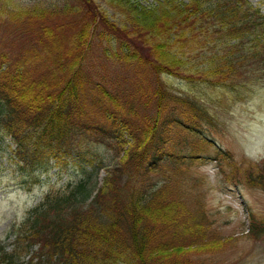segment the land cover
Instances as JSON below:
<instances>
[{
  "label": "trees",
  "instance_id": "obj_1",
  "mask_svg": "<svg viewBox=\"0 0 264 264\" xmlns=\"http://www.w3.org/2000/svg\"><path fill=\"white\" fill-rule=\"evenodd\" d=\"M261 73L264 12L250 0H0V140L14 141L5 161L28 177L73 152L95 174L49 185L11 223L0 264H224L239 237L260 239L249 206L241 236L212 230L211 182L192 167L212 159L226 189L264 191V155L237 174L205 131L203 101L172 79L223 88Z\"/></svg>",
  "mask_w": 264,
  "mask_h": 264
},
{
  "label": "rangeland",
  "instance_id": "obj_2",
  "mask_svg": "<svg viewBox=\"0 0 264 264\" xmlns=\"http://www.w3.org/2000/svg\"><path fill=\"white\" fill-rule=\"evenodd\" d=\"M21 4L34 3L38 0H16ZM50 3L64 0H39ZM73 2L74 0H68ZM259 5L264 12V3L250 0ZM109 17H114L113 10L107 9ZM165 79V78H164ZM170 81L171 79L168 78ZM175 86L193 92L204 103L210 112L205 127L206 133L215 142L213 147H220L230 151L232 158L237 160V174L241 172L243 161L254 160L264 155V75L261 73L256 81L239 79L233 86L220 88L205 83H191L179 78L172 79ZM92 141L84 140L80 148L92 149ZM14 145L10 136L0 140V242L10 248L14 234L9 233L10 225L14 221L23 219L26 211L39 201L40 196L49 185H62L68 181H75L82 175L94 177V173L86 160H82L76 153H64L50 159V167L38 171L33 176L18 177L14 166L7 164L6 154ZM112 151L99 147L94 154L106 165ZM207 155V152L205 153ZM4 160V161H3ZM2 162V163H1ZM216 162V163H215ZM227 159L222 163L226 167ZM217 161L197 160L192 167L211 182L205 200L207 211L212 220V230L228 235L241 236L248 228V208L255 216L264 221V191L258 188L239 187L225 188V176L219 175ZM24 172V171H23ZM106 174L105 168L96 174L101 179ZM22 183L24 185L21 184ZM224 182V183H223ZM260 239L253 237H239L238 244L222 250L219 261L224 264H264V230H258ZM30 253L24 254L27 259Z\"/></svg>",
  "mask_w": 264,
  "mask_h": 264
}]
</instances>
